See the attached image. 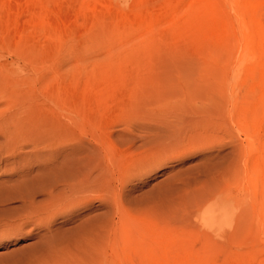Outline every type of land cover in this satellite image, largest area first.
<instances>
[{
  "label": "rangeland",
  "instance_id": "1",
  "mask_svg": "<svg viewBox=\"0 0 264 264\" xmlns=\"http://www.w3.org/2000/svg\"><path fill=\"white\" fill-rule=\"evenodd\" d=\"M17 123L0 264H264V0H0Z\"/></svg>",
  "mask_w": 264,
  "mask_h": 264
},
{
  "label": "bare ground",
  "instance_id": "2",
  "mask_svg": "<svg viewBox=\"0 0 264 264\" xmlns=\"http://www.w3.org/2000/svg\"><path fill=\"white\" fill-rule=\"evenodd\" d=\"M16 125H14V127H15ZM17 126H18V128H17V132L19 133V134H16V133H14V134H12V132L10 131L9 132V130H8V133H6V136H5V138H6V147H4V148H2L1 150H0V156L2 155V154H4V153H8V152H10L9 151V148H14V146L17 144V143H19V138H17V137H19L20 136V134H22L23 135V133H22V130H21V128L19 127V125H18V123H17ZM52 126V125H51ZM16 128V127H15ZM67 128H69V127H67ZM49 129V128H48ZM50 134H51V137H50V135L49 136H46V138L48 137V140H49V137H50V140H54L55 138H56V133L54 132V126H52L51 128H50V130L48 131ZM15 136V137H14ZM54 138V139H53ZM48 143V146H47V148L49 149V150H52V145H51V143H52V141H49V142H47ZM23 144H24V140L22 139V143H21V145L18 147V149H16V150H20V148L23 146ZM50 145H51V147H50ZM51 148V149H50ZM18 152V151H17ZM53 152V151H52ZM9 159H7L6 157L4 158V157H2L1 158V162H6V161H8ZM9 174V173H8ZM32 198V197H31ZM30 198V199H31Z\"/></svg>",
  "mask_w": 264,
  "mask_h": 264
}]
</instances>
